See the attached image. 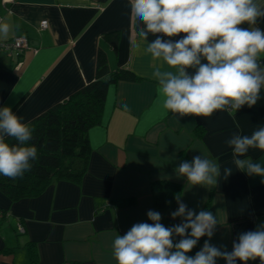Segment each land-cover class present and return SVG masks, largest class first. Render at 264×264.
<instances>
[{
    "label": "crops",
    "instance_id": "obj_1",
    "mask_svg": "<svg viewBox=\"0 0 264 264\" xmlns=\"http://www.w3.org/2000/svg\"><path fill=\"white\" fill-rule=\"evenodd\" d=\"M0 21L12 26L0 42L21 35L30 45L0 51V108L11 107L25 123L93 80L99 49L112 70L128 69L139 77L107 90L102 121L88 131L91 154L80 184L54 181L41 195L16 202L0 192V264H30L31 254L35 264H116L115 235L152 223L149 210L159 212L168 227L166 220L177 210L155 208L150 185L158 180L182 184V202L197 213L210 199L211 211L227 219L210 240L222 250L230 252L240 233L264 224V183L236 169L225 143L236 132L250 135L264 126V90L252 108L178 121L163 108L150 57L134 47L138 23L129 0H0ZM254 27L264 30V18ZM113 32L116 48L106 36ZM201 154L221 166L219 184L211 190L189 187L175 174L182 161ZM248 156L264 166V152L251 149ZM226 167L232 174L224 179Z\"/></svg>",
    "mask_w": 264,
    "mask_h": 264
},
{
    "label": "clouds",
    "instance_id": "obj_2",
    "mask_svg": "<svg viewBox=\"0 0 264 264\" xmlns=\"http://www.w3.org/2000/svg\"><path fill=\"white\" fill-rule=\"evenodd\" d=\"M130 12L138 23L134 47L152 61L151 78L163 98V108L178 121L185 116L209 118L216 112L236 113L252 108L264 90V30L254 27L264 18L261 0H129ZM12 26L0 21V40H6ZM154 39L149 40V36ZM179 37L178 39H174ZM127 108V105H124ZM239 128V125H237ZM34 129L11 107L0 108V176L21 177L32 168L38 150L29 144ZM8 138L16 143L10 144ZM232 149L237 170L261 177L264 166L248 156L251 149L264 152V126L250 135L234 133L225 141ZM189 187L215 188L221 166L203 154L182 161L175 169ZM232 168L223 169V178ZM177 210L171 217L181 223L165 227L159 212L149 210L148 220L115 235L112 256L116 264H264V224L242 232L232 250L210 243L218 225L219 210L188 208L177 194ZM190 230V231H189ZM175 237L180 239L175 241ZM201 237L203 247L189 255Z\"/></svg>",
    "mask_w": 264,
    "mask_h": 264
},
{
    "label": "trees",
    "instance_id": "obj_3",
    "mask_svg": "<svg viewBox=\"0 0 264 264\" xmlns=\"http://www.w3.org/2000/svg\"><path fill=\"white\" fill-rule=\"evenodd\" d=\"M116 48L117 35H106ZM95 78L71 93L65 100L54 104L41 114L33 117L29 123L33 129V139L29 144L38 150V158L32 161L30 171L23 176L10 179L0 176V192L10 201L16 202L25 198H35L41 195L54 181H69L80 184L87 171L91 145L88 131L97 127L102 121L107 90L119 81H137V77L128 69L112 70L108 65L104 50L96 53ZM10 144L16 143L8 138ZM151 194L156 209L169 210L178 206L176 195H181L183 186L180 183L167 180L152 182ZM210 199L201 210H211ZM168 227L180 224L173 218H168ZM190 231V230H189ZM177 241L180 237H175ZM202 238L190 252L195 255ZM30 264H35L36 255L31 254ZM251 264L257 263V260Z\"/></svg>",
    "mask_w": 264,
    "mask_h": 264
},
{
    "label": "built area",
    "instance_id": "obj_4",
    "mask_svg": "<svg viewBox=\"0 0 264 264\" xmlns=\"http://www.w3.org/2000/svg\"><path fill=\"white\" fill-rule=\"evenodd\" d=\"M12 0H3V2L6 4L8 2H11ZM41 26L42 27H46L47 26V21L44 20L41 22ZM29 41L26 37L23 36H17L15 38H13L12 40H7V41H1L0 42V51L2 52H6V53H12V52H20L23 49H27L29 48L30 45ZM23 225L21 223H19L16 228L18 230L19 233H23L24 232V227H22ZM257 263H260L259 259H257Z\"/></svg>",
    "mask_w": 264,
    "mask_h": 264
}]
</instances>
